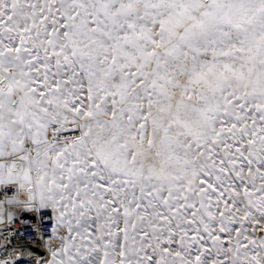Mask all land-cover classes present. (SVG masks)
<instances>
[{"label":"snow or ice","instance_id":"6c2138e0","mask_svg":"<svg viewBox=\"0 0 264 264\" xmlns=\"http://www.w3.org/2000/svg\"><path fill=\"white\" fill-rule=\"evenodd\" d=\"M0 264H264V0H0Z\"/></svg>","mask_w":264,"mask_h":264}]
</instances>
